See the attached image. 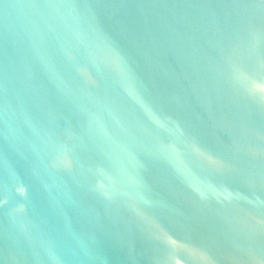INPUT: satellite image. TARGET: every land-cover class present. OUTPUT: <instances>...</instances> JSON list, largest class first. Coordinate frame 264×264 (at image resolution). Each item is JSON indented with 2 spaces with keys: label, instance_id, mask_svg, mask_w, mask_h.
Wrapping results in <instances>:
<instances>
[{
  "label": "water",
  "instance_id": "1",
  "mask_svg": "<svg viewBox=\"0 0 264 264\" xmlns=\"http://www.w3.org/2000/svg\"><path fill=\"white\" fill-rule=\"evenodd\" d=\"M0 264H264V0H0Z\"/></svg>",
  "mask_w": 264,
  "mask_h": 264
}]
</instances>
